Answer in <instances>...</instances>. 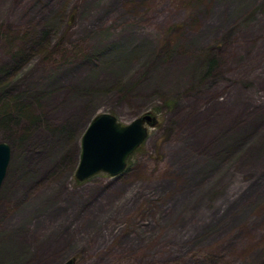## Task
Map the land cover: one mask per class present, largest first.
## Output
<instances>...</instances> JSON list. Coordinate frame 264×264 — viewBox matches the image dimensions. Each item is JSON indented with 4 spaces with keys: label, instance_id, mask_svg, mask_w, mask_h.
<instances>
[{
    "label": "rangeland",
    "instance_id": "obj_1",
    "mask_svg": "<svg viewBox=\"0 0 264 264\" xmlns=\"http://www.w3.org/2000/svg\"><path fill=\"white\" fill-rule=\"evenodd\" d=\"M13 97L0 264H262L264 0H0ZM147 111L122 173L77 179L95 115Z\"/></svg>",
    "mask_w": 264,
    "mask_h": 264
},
{
    "label": "water",
    "instance_id": "obj_2",
    "mask_svg": "<svg viewBox=\"0 0 264 264\" xmlns=\"http://www.w3.org/2000/svg\"><path fill=\"white\" fill-rule=\"evenodd\" d=\"M157 124L158 118L151 111L131 122H124L111 112L95 115L82 135L77 179L85 180L100 172L110 175L123 172L129 157L145 141L149 129ZM11 157V144L0 141V189ZM75 261V257H69L60 264H75Z\"/></svg>",
    "mask_w": 264,
    "mask_h": 264
},
{
    "label": "trees",
    "instance_id": "obj_3",
    "mask_svg": "<svg viewBox=\"0 0 264 264\" xmlns=\"http://www.w3.org/2000/svg\"><path fill=\"white\" fill-rule=\"evenodd\" d=\"M15 98L13 97V99L12 100H14ZM6 100H8V98L6 99ZM5 100V102L3 103V105H2V107H1V109H0V111H1V114L3 115V119H2V121H8L9 119H10V116L11 115H9V111L11 110V109H17V110H19V112H21V111H25V112H29L28 111V109H29V107L27 106V105H24V104H22V103H18L16 100H14L13 101V105H11L10 104V101H6ZM24 106V107H23ZM27 110V111H26ZM137 151V150H136ZM135 151V152H136ZM134 152V153H135ZM133 153V154H134ZM132 154V155H133ZM132 157V156H131ZM131 157L129 158V161L131 160ZM129 161H128V163H129ZM262 264H264V259H263V262H262Z\"/></svg>",
    "mask_w": 264,
    "mask_h": 264
}]
</instances>
